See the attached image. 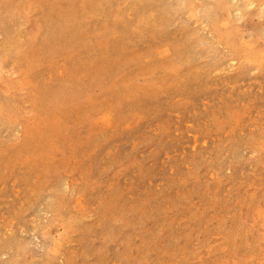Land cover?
I'll return each mask as SVG.
<instances>
[{
    "label": "rangeland",
    "instance_id": "374dc122",
    "mask_svg": "<svg viewBox=\"0 0 264 264\" xmlns=\"http://www.w3.org/2000/svg\"><path fill=\"white\" fill-rule=\"evenodd\" d=\"M0 264H264V0H0Z\"/></svg>",
    "mask_w": 264,
    "mask_h": 264
}]
</instances>
